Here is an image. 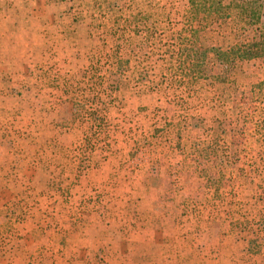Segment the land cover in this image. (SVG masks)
I'll list each match as a JSON object with an SVG mask.
<instances>
[{"label": "rangeland", "instance_id": "obj_1", "mask_svg": "<svg viewBox=\"0 0 264 264\" xmlns=\"http://www.w3.org/2000/svg\"><path fill=\"white\" fill-rule=\"evenodd\" d=\"M100 1L83 64L0 95V264H264V60H177L260 41L264 0Z\"/></svg>", "mask_w": 264, "mask_h": 264}, {"label": "crops", "instance_id": "obj_2", "mask_svg": "<svg viewBox=\"0 0 264 264\" xmlns=\"http://www.w3.org/2000/svg\"><path fill=\"white\" fill-rule=\"evenodd\" d=\"M100 2V0H0V91L3 88L0 95L6 98L5 86L8 84L37 81L40 77H33L31 72L36 68L47 69L44 64H48L50 59V61L56 59V53L72 60L70 52L76 48L73 51H80V55L74 60L80 65L83 64L91 39L90 27L76 22L71 28V20L79 21L83 18L84 14L81 11L77 12L79 5ZM59 23L64 24L66 29L58 35L61 41L57 39L59 43L56 44L52 30ZM43 77L46 79V76ZM175 213L177 214V209ZM168 217L164 219V225L180 224L176 216L174 219H170L171 215Z\"/></svg>", "mask_w": 264, "mask_h": 264}, {"label": "trees", "instance_id": "obj_3", "mask_svg": "<svg viewBox=\"0 0 264 264\" xmlns=\"http://www.w3.org/2000/svg\"><path fill=\"white\" fill-rule=\"evenodd\" d=\"M221 2L222 0H190V5H192L195 10L198 9L199 11H203L205 14H208L209 17H214L213 20L216 21L222 16L220 8H216V6L222 7ZM209 3L210 5L208 6ZM253 13H248L247 10L244 11V14L246 18H248L249 22H252L254 25L259 24V19L257 18L256 13ZM167 44L168 43H164V46ZM167 47L168 48L166 49L165 54L167 56L169 55L170 58L173 59L175 56L173 45H167ZM203 52L201 53L199 50H196L195 56L197 54L198 55L196 58L194 57L192 59L190 56L187 57L186 51H184L182 54H180L181 57L177 59L178 61H181L183 58H185L181 61L183 65V72L189 80L187 82L191 83L192 85L203 83L206 74V68L208 64L211 63V55L213 56L212 60H214L216 65L219 66H231L241 61H253L257 59L264 60V35L260 41L244 43L229 47L227 49L213 47ZM167 126L170 127L172 124L168 123ZM152 136H155V131ZM204 154L205 152L202 153V155Z\"/></svg>", "mask_w": 264, "mask_h": 264}]
</instances>
